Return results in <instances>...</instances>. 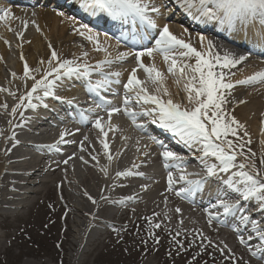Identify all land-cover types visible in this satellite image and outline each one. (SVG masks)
<instances>
[{"label":"snow or ice","instance_id":"6c2138e0","mask_svg":"<svg viewBox=\"0 0 264 264\" xmlns=\"http://www.w3.org/2000/svg\"><path fill=\"white\" fill-rule=\"evenodd\" d=\"M175 3L191 19L206 26L212 25L217 30L247 34L248 29L253 28L260 37V42L253 43L245 55H236L228 50H224L221 54L214 42L202 34L198 35L200 47L197 48L192 43L191 37L187 40L182 38L184 33L188 32L187 28L184 29L181 37H178L170 30L168 24L160 26L157 18L164 13L157 0H71V4L87 17H107L118 25L120 33L117 36V43L123 40L130 43L132 49L125 52L118 51L114 55L110 49L115 46L108 44L107 33L104 34L106 39L102 41L100 33L88 23L78 25L74 23L73 33L88 41L92 45V51L102 53V58L89 63L90 53L84 50L83 44L79 46L81 48L79 56L73 54L71 58H66L50 40L47 43L48 55L41 57L35 67L30 65L21 53L19 59L22 62V75L17 76L16 72H12L11 75L14 79L23 82L25 90L19 95L18 103L12 106L8 114L15 115L21 107L48 108L49 105L43 102L48 97L73 106L78 110L79 123H91L92 127L98 130L97 140L107 160L105 165L99 166L100 152L96 151L88 135H84L79 148L82 153H87L91 161L95 162L92 164L93 167L99 166V170L105 177L110 176L109 169L113 160L117 159L123 151V147L117 153L111 150L109 135L111 134L114 140L115 134L121 131L119 125L113 122L114 116L123 113L131 119L133 126L140 130H145L146 125L137 123V118L151 117L150 123L169 133L194 154L199 152L200 164L204 169L203 175L198 172H188L183 168L186 163L183 157L169 149L155 135H149L148 139L162 149L159 156L162 157L165 168L182 169L178 180L174 178L172 171H168L165 191H175V194L182 199L192 200L196 193L204 190L206 183L213 178H219L217 198L210 208L222 209V212H212L206 208L208 226L211 227L213 220L225 223L224 217L231 218L235 231L240 233L246 230L250 233L247 238L239 234V243L247 248L251 256L264 261V139L260 140L261 151L257 157V152L251 148L252 138L245 125L237 119L234 111L229 110L230 105H233L232 96L237 86L264 84V69L243 79H234L235 72L231 71L253 52L264 55V0H175ZM57 14L65 16L64 12ZM10 19H15L11 10L0 8V21ZM68 19L74 21L73 17ZM21 23L26 30L29 21L22 20ZM31 23L35 25L37 32L41 31L35 20ZM152 32H158V35L152 36L149 40ZM16 35L23 39V31H17ZM152 41H154L153 46L147 47V43ZM5 43L9 42L5 41ZM137 46H140L139 50H134ZM154 53L161 55L167 65L168 74L173 76L179 74L177 83L183 80L187 104L175 102L172 99V93L166 85L167 75L155 64ZM145 56L153 59V62L146 64L142 59ZM128 57L134 58L135 67L127 71V79L122 81L124 70L116 69L115 65L125 62ZM138 69L143 70L146 79L139 78ZM66 80L82 81L86 91L93 98V104L86 109H80L74 98L65 99L57 95L56 89ZM28 81L32 82L30 88L27 87ZM149 84L153 86L152 91L148 88ZM120 85L123 88V98L119 104H116L109 99L108 94L117 95L114 86ZM0 92H8L9 95L16 96V92L7 88L0 87ZM34 100L40 103L36 104ZM236 103L244 104L246 101L239 100ZM133 104L141 110H133L131 107ZM8 107L6 102L0 103V108L7 110ZM261 116L264 117V113H261ZM9 123L11 124V121ZM75 131L79 132L80 129L77 128ZM73 134L67 128L62 129L56 144L48 145V147L55 148L57 144L69 143L65 137ZM12 135L14 139L15 132ZM261 135L264 136V119L261 120ZM121 139L127 141L128 137L122 135ZM136 143L137 151L144 159L139 163L134 161L129 168L115 171V177L112 178L113 184L106 187L121 186L116 185V181L120 178H150L139 169L141 165L150 163L153 153L149 150V145L145 144L141 149L140 141L137 140ZM4 151L7 154L12 149L7 148ZM75 157L76 154L73 153L63 163L68 164ZM78 159L85 165L89 164V160H86L83 155ZM181 181L185 186L176 189L175 185ZM149 188V184L140 185L141 191L147 192ZM104 190V188L100 189L99 199L93 197L86 189L83 192V195L96 206V211L91 213L90 225H99L100 212L109 206L123 205L137 198L132 195L120 200H111L103 195ZM233 195L238 198L230 199L229 197ZM164 203L167 206V195L164 196ZM245 204L247 206H242ZM174 211L181 219L174 233L172 229H165L170 238V249L166 253L169 258L173 254L172 248H175L176 255H180L196 246L199 251L192 255L187 264H195L198 257L204 253H207L215 264L216 252L220 253L223 261L240 264L236 254L224 241L214 243L202 229L185 230L182 209L176 207ZM159 215L160 213L153 212L151 216L142 218L148 225L146 235L154 244L152 251H159L161 241L155 231L162 228V222L156 219ZM164 219L171 218L165 213ZM105 226L111 227L116 235L117 244L124 242V234L128 233L129 228L127 222L120 226L115 224ZM182 235L185 237L184 240L180 239ZM189 236L191 239H188ZM254 240L255 244L252 243ZM197 241H199L198 244ZM140 246L143 247V254L146 255L149 251L148 239L140 240ZM59 247L60 245H57V248ZM209 248L214 251H208ZM124 251L128 252V249L125 248ZM201 264H208V260H203ZM243 264H249V261L244 260Z\"/></svg>","mask_w":264,"mask_h":264},{"label":"bare ground","instance_id":"6f19581e","mask_svg":"<svg viewBox=\"0 0 264 264\" xmlns=\"http://www.w3.org/2000/svg\"><path fill=\"white\" fill-rule=\"evenodd\" d=\"M172 2L171 0H162V3L167 4V6L176 5L175 0H172ZM161 6L166 8L165 5ZM12 13L14 17L21 15V13L17 11H12ZM164 13L166 17L167 14L170 13V10L166 9ZM38 14L43 17L44 14H47L46 16H55L53 18H49L53 23V26L49 31L42 30L40 34H30V32L23 33V39L16 36L14 40L10 41L8 33L13 32L12 28L14 23L13 21L11 22V19L5 21V25H3L2 30L0 31V57H2V59H0V87L7 88L12 92H16V96H11L8 92H0V103L6 102L9 106L7 110L0 108V217L14 218L16 216H21V211L25 209L28 210L32 205H34L39 199L40 195L53 190L56 191L58 193L56 201L58 206L61 208V215L65 224L64 229L67 233V238L65 240L67 245L62 244L61 249H65V251L69 252L68 256L66 257L67 264H69L68 261H70V259L74 260V264H78V253L81 251V249H84L86 252H88L91 248H96L98 244L104 242L107 237L111 236V232L113 231H107L105 225L115 224L116 226H120L117 224V222L121 220H125L128 223H134L142 217L151 216L153 212H157L160 213V215L156 219L162 222L163 230L165 231L166 228H169L172 229L174 233L176 228L179 226L178 221L181 219V217L176 215L174 209L176 207H180L183 213V228L185 230H192L194 228L202 229L204 234L208 236L214 243L224 241L236 254L240 264H243L244 260L249 261V264H264V261L258 260L256 257L251 256L247 248L239 243L237 235L246 230H242L240 233L235 230H224L218 227L214 223L215 221L212 223L211 227H209L207 223L208 216L205 215V208H188L184 203H180L176 199L172 198L169 192H159V190L164 188V179L160 180L159 178L158 181L154 183V185L149 188L147 192L140 190V185L144 183L140 180L141 177L120 178L118 181H116V185L121 186L106 187V185L113 184L112 178L115 177V171L129 168L134 161L139 163L140 160L144 159L139 152L134 153L133 155V152L137 151V139H135L132 134L130 135L131 130L127 124L120 125L119 121L116 122L113 120L114 123L119 125L121 131L115 134L114 140L112 139L111 134L109 135L111 150L113 153H117L123 147V151L117 159L113 160L109 169V177H105L104 174L99 170V166L105 165L107 160L104 158L101 145L97 140L98 130L96 129H90L87 132V135L92 141V144L95 146L96 151L100 152V165L97 167L92 166V164L95 162L91 161L87 153H82L80 151V144L78 145L77 142L57 144V147L55 148H60L63 151H66L60 156H55L56 152L52 147L47 146V148H39L36 145L38 143H47L48 145L56 144V142L59 140L60 133L57 131V129H60L61 131L62 129H65V127L60 125H46L44 126L46 128H44L43 131L36 134L33 133V129L37 125H44L45 119L36 118L28 114L25 116L28 118L27 120L23 119L20 121L22 115H26L25 108L29 110L30 108L21 107L17 110L15 115L8 114L10 113L12 106L18 103L19 95L25 90L23 82L19 79H14L11 75L12 72H16L17 76L22 75V62L19 59L21 53H23V55L26 57L28 63L35 67L41 57L48 55L47 43L49 40L53 43L54 47L66 58L67 56H72L70 54L71 45L74 51L78 50L81 44L88 43L85 42L83 38L75 34H70V42H68L69 39L66 37L65 40L63 38V34L61 33L62 27L60 28V32H57L56 27L59 21L56 16L59 15L56 13L53 14L48 11L39 10ZM178 16L179 13H176L174 17L179 19L180 17ZM60 17L64 18L63 16ZM65 19H67L69 25L79 23L76 18H74V21H71L68 18ZM62 23L63 26H65L64 22ZM68 24L65 26V28L68 27ZM177 27L178 29L174 30L170 26V30L175 32V35L178 37H181V34L184 33V31L180 29V25ZM9 28H11V30H9ZM237 33L240 35L236 34V42H241V37L243 36L244 32ZM247 33H249L247 36L248 43H253L252 35L256 33V30L249 28ZM199 34L200 33H196V35H190L184 33L182 38L187 40L189 37H191L194 46L199 48ZM257 39L258 41H256V43L260 42V38ZM101 40L103 41V39ZM5 41H8L9 43H5ZM213 42L216 45L217 50L223 54L224 50L226 49L223 48L221 44L215 41ZM108 44L115 46L110 49L114 55L118 51L122 52V50L115 44L110 42H108ZM18 45H21V47H18ZM87 49L90 53L89 63H94L96 60L102 58V53L97 54L96 52L92 51V45L90 43H88ZM230 52L237 54L234 51ZM77 53L80 54V52H74L73 54L77 55ZM79 54L77 56H79ZM142 59L144 62H146V64L153 62V59H150L147 56L143 57ZM156 59L157 58L154 57V62L161 69L162 63L157 64ZM192 62L194 63V61ZM261 69H264V64L246 59L231 71L235 72L234 79H243ZM161 70L164 71L163 69ZM165 74L167 75L166 85L169 91L172 93V99L175 102L180 103V101L176 98L179 89L183 95L182 104H187L185 99L186 94L183 90V80H181L180 83L176 82L179 74L177 73L176 76L170 75L167 72H165ZM138 76L141 79L139 74ZM170 77L174 78V83L170 80ZM37 78H39V76H37ZM31 83V81H28V88L31 87ZM75 87L79 86L75 85ZM148 88L150 91L153 90V86L151 84L148 85ZM58 89L61 88L58 87L56 91ZM244 91V87L242 88L241 86H237L235 88L232 96L234 106L230 105L229 110L234 111L237 119L245 125L252 138L251 148L253 151L257 152V157H259V153L261 151L260 140L264 139V136L261 135V120L264 119V117L261 116V113H264V89H255L249 94H245ZM73 94H75V92L72 91L66 94H60L59 96L69 99ZM239 100H244L246 103L237 104L236 101ZM33 110L40 113L42 107L38 106ZM9 121H11V124ZM13 132H15L14 139L12 135ZM122 135L128 137V140H122ZM83 137L84 135L82 132H77L74 135V141L83 140ZM17 139H20L19 143H15V141H18ZM70 147L71 150L69 149ZM7 148H11L12 151L6 154L4 150ZM178 148L181 147H175L173 148V151H178ZM89 150L91 151V148H89ZM40 153L41 156L39 157ZM73 153L76 154V157L70 160L68 164H64L63 161L66 160L65 158H68ZM81 155H83L86 160H89V164L80 165L78 171H76V169L74 170V168L70 169V162L74 159L79 160L78 157ZM199 156L200 154L198 152L188 156L187 163L189 164L194 161L192 157ZM50 159H53V162ZM80 162L83 163L82 161ZM159 162H162L161 157L150 158V163L141 165L139 170L145 172L148 177H158L160 176V171L157 170L155 165L157 163L159 164ZM197 166L200 167L198 164ZM186 170L188 171V169ZM200 170L204 171L203 167H200ZM173 175L174 178L177 179L176 175ZM28 186L29 189H25ZM101 188L105 189L103 195L109 197L111 200H120L124 197L132 195H135L137 198L127 201L123 205L109 206L107 209L101 211L100 224L93 226L90 225L89 221L92 219L91 213L96 211V206L93 205L83 195V192L86 189L93 197L99 199L101 195ZM204 189L206 191L207 187L205 186ZM212 193L213 192L211 190L209 195ZM145 195H147V197L143 198L142 196ZM164 195H167L168 197L167 206L164 203ZM233 196L238 198L235 195ZM242 206L247 205L245 204ZM165 213H167V215L171 218L170 220L164 219ZM257 219H259V215H257ZM103 234L106 235L104 236ZM82 239H85L86 241L80 244L79 241ZM252 243L255 244L256 241L254 240ZM1 248L2 246L0 244V250ZM209 249L214 251L212 248ZM215 255L220 264L225 262L223 261V257L219 252H216ZM39 263L41 262L34 260L30 261V264ZM142 264L152 263L150 260H145Z\"/></svg>","mask_w":264,"mask_h":264},{"label":"rangeland","instance_id":"374dc122","mask_svg":"<svg viewBox=\"0 0 264 264\" xmlns=\"http://www.w3.org/2000/svg\"><path fill=\"white\" fill-rule=\"evenodd\" d=\"M46 15L47 14H44L43 17L38 13L35 15L30 13L29 15H19L15 17V19H11L14 23L12 28L13 32L8 33L10 41L14 40L17 36V31H23V33L30 32V34H40L42 30L49 31L53 26V23L49 18L55 16ZM56 17L59 21L56 27L57 32H60V28L62 27L61 33L63 34V38L65 40L68 38V42H70V34H74L72 31L73 25H69L67 19H61L58 16ZM22 20L29 21L26 30L22 27ZM32 20H35L39 24L41 29L40 32L36 31L35 25L31 23ZM62 22H64L65 26L68 24V27L65 28ZM1 30L2 28L0 27V31ZM83 45L84 50L89 51L87 49L88 43ZM80 51L81 48L73 51L72 45L70 46V54L72 56L74 52ZM78 54L79 53H77V55ZM71 57L67 56V58ZM162 69H166L167 71L165 65H163ZM144 79H146L145 76L142 80ZM170 80L174 83V78L170 77ZM244 88V93L249 94L255 89H264V84L254 83ZM177 93L176 98L180 103H183V95L179 89ZM80 165L84 164L79 160L74 159L70 162V169L74 168V170L76 169V171H78ZM192 167L195 166L193 165ZM158 169L159 166H157V170ZM153 178V182H157L159 178L161 180V176ZM25 189H29V186ZM159 192L162 193L164 191L162 189L159 190ZM57 197L58 193L54 190L46 192L43 195H40L37 202L28 210H22L21 216H16L14 218L0 217V244L2 246L0 250V264H30V261L32 260L41 262L39 264H60L61 261L62 264H67L66 257L69 252L65 251V249H61L62 244H66L65 240L67 238V233L64 229L65 224L61 215V208L56 201ZM142 197L145 198L147 195ZM49 205H51V207H49ZM142 218L134 223H128L125 220L118 221L117 224L124 223L123 221L129 224L128 233L124 234V242L117 244L116 235L114 232H111V236L106 239L107 241L105 240L98 244L96 248H91L88 252L81 249L78 253V264H142L145 260H150L152 264H187L192 255L199 251L196 246H193L188 252L176 255L175 248H172L173 254L172 257L169 258L166 253L170 249V238L163 228L155 230L156 235L161 238V241L159 251H152L151 249L154 247V244L146 235L148 225ZM137 226L139 229L138 235ZM105 228L109 232L112 230L111 227L105 226ZM106 234L103 235L105 236ZM142 239H148L149 251L146 255L143 254V247L140 246V240ZM180 239L184 240L185 237L181 236ZM188 239H191V237L189 236ZM84 241L86 240L82 239L79 243L82 244ZM198 243L199 241H197V244ZM57 245H60V247L57 248ZM125 248L128 249V252L124 251ZM208 251L211 250L208 249ZM203 260H208V264H214V262L207 256V253L199 256L195 261V264H201ZM70 261H68L69 264H74L73 259H70ZM215 264H220L218 259H216ZM223 264H231V261L224 262Z\"/></svg>","mask_w":264,"mask_h":264}]
</instances>
